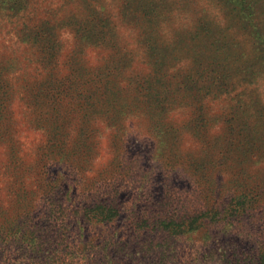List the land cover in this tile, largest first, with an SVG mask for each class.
Segmentation results:
<instances>
[{"label":"rangeland","instance_id":"374dc122","mask_svg":"<svg viewBox=\"0 0 264 264\" xmlns=\"http://www.w3.org/2000/svg\"><path fill=\"white\" fill-rule=\"evenodd\" d=\"M0 264H264V0H0Z\"/></svg>","mask_w":264,"mask_h":264}]
</instances>
